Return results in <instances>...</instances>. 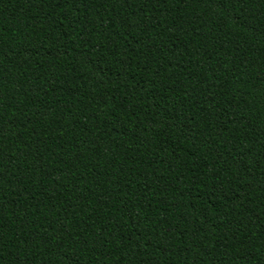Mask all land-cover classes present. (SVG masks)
<instances>
[{
    "label": "trees",
    "instance_id": "obj_1",
    "mask_svg": "<svg viewBox=\"0 0 264 264\" xmlns=\"http://www.w3.org/2000/svg\"><path fill=\"white\" fill-rule=\"evenodd\" d=\"M0 264H264V0H0Z\"/></svg>",
    "mask_w": 264,
    "mask_h": 264
}]
</instances>
